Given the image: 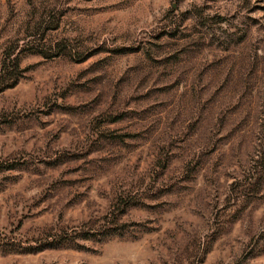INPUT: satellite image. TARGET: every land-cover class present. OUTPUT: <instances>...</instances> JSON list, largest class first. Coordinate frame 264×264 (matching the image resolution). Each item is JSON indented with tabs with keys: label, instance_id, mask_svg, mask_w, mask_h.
Instances as JSON below:
<instances>
[{
	"label": "rangeland",
	"instance_id": "rangeland-1",
	"mask_svg": "<svg viewBox=\"0 0 264 264\" xmlns=\"http://www.w3.org/2000/svg\"><path fill=\"white\" fill-rule=\"evenodd\" d=\"M0 264H264V0H0Z\"/></svg>",
	"mask_w": 264,
	"mask_h": 264
},
{
	"label": "trees",
	"instance_id": "trees-1",
	"mask_svg": "<svg viewBox=\"0 0 264 264\" xmlns=\"http://www.w3.org/2000/svg\"><path fill=\"white\" fill-rule=\"evenodd\" d=\"M18 66V62H14L13 67Z\"/></svg>",
	"mask_w": 264,
	"mask_h": 264
}]
</instances>
